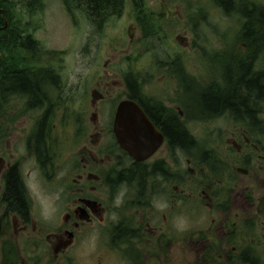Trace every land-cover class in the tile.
<instances>
[{
	"label": "flooded vegetation",
	"instance_id": "1",
	"mask_svg": "<svg viewBox=\"0 0 264 264\" xmlns=\"http://www.w3.org/2000/svg\"><path fill=\"white\" fill-rule=\"evenodd\" d=\"M209 1L218 12L231 17L224 7ZM230 1L253 4V0ZM69 3L85 15V0ZM117 4L119 8L109 21L127 18V36L133 29V37L128 36L129 49L139 38L140 43L146 41L142 22L155 23L162 39L163 27L182 17L176 9L181 6L191 32L187 31L193 33V0H120ZM87 21L93 32L101 31ZM178 35L182 43L177 42L186 49L188 34L178 33L175 38ZM173 59L160 60L156 84L151 74L130 80L123 65L109 58L95 69L96 78L87 91L89 102L85 99L74 111L76 117L80 113L87 119L88 108L83 107L88 104L91 109L90 123L84 122L90 130L89 142L77 146L75 159L80 157V162L74 160V168L80 173L71 181L64 178L53 193L62 205L54 223L40 220L24 189V205L11 195L12 172L23 188L20 160L7 156L3 148L16 120H30L23 137L27 155L45 175L48 151H59L63 140L60 120L65 116V104L50 112L44 98L31 107L28 97L12 95L6 100L17 102L15 116L0 105V264H264V133L257 123L235 119L228 112L212 118L194 116L192 96L185 88L187 75L175 71L178 66ZM173 82L177 89L170 94L167 86ZM50 86L47 91L66 100L65 87L63 94L59 93L63 85L59 83L58 93ZM125 100L137 103L163 137L158 148L142 161L123 150L113 132L117 108ZM53 111L59 120L50 126ZM79 127L76 123L75 128ZM207 127H211L213 138L202 143L195 133ZM179 133L185 135L184 143L177 142ZM195 137L198 142L193 141ZM121 192L122 202L116 206ZM156 203L166 207L159 209ZM178 220L185 221L186 227H176ZM89 237L95 238L109 258L74 257L73 252Z\"/></svg>",
	"mask_w": 264,
	"mask_h": 264
},
{
	"label": "rangeland",
	"instance_id": "2",
	"mask_svg": "<svg viewBox=\"0 0 264 264\" xmlns=\"http://www.w3.org/2000/svg\"><path fill=\"white\" fill-rule=\"evenodd\" d=\"M12 2V12L18 19L20 27L33 34L41 44L43 52H46L37 56L36 61L45 69H54L57 73L59 71L62 83L56 79L57 82L52 85L58 92L60 83L63 85L59 91L60 95L63 94L65 87V95L69 93L70 96H65L69 100L62 101L59 100L58 95V105L64 102L66 109L64 119L60 120L63 124H60L61 127L63 126V140L60 150L56 149L57 154L54 152V148L51 150L48 166H45L44 169L45 175H41L31 156L27 155L23 137L29 127V119V122L26 118L25 121L20 118L16 120L17 123L12 126L11 137H8V143L4 141L3 148L7 156L11 157L12 155L20 160L19 169L22 175L23 189L31 201L36 215H39L40 220L44 219L52 223L59 220L62 210V205L57 203L53 193L59 189L60 182L65 181L64 178L71 181L77 173H80L74 168L75 163L80 162V157L75 159L78 154L77 146L88 143L90 137V130L84 124V122L90 123L91 109L88 104L83 107L88 108L85 109L88 113L87 119L84 118V114L80 115V113L77 118L74 111L84 105L81 102H84L85 99L87 103L89 102L87 91L96 78L95 69L101 67L107 58L113 59L115 64L123 65V70L132 71L135 76L141 74L148 77L151 74L149 76L154 79L153 84L159 82L161 70L158 63L161 64L160 60L167 61L174 58L173 60L178 62L177 66L189 80L194 79L201 86H205L210 81L220 79L223 66L229 60V49L238 58L243 57L248 51L244 45L237 43L240 26L238 20L218 12L209 0H193L195 10H197L193 19L194 35L188 32L190 28L184 16L185 7L181 6L176 9L179 14L182 13V17L167 23V27L164 25L162 39L157 36L140 43L139 38L138 42L132 44L130 49L128 48L127 27L129 23L126 21L127 18L109 21L99 33H95L91 29L86 15L76 9H73L72 12L68 11L62 0H43L40 8L31 9L30 12L21 0H12ZM253 2L264 7V0H253ZM187 29L189 30L187 31ZM184 32L188 34L189 44L191 40L193 41L191 48L189 44L186 49L180 47V42L178 43L176 39L181 35L175 38L178 33ZM139 36L137 31L136 37ZM177 51L179 53L175 55ZM261 63L262 56L260 55L256 66L259 67L258 65ZM36 75L43 78L42 84L46 83L45 76H48L47 82L48 78H51L41 70L36 71ZM163 85L165 86L164 83ZM167 89L170 94H175L177 88L173 82L170 84V88L167 86ZM58 105H54L55 108ZM17 106V102L14 100L8 101L3 106V110L15 116L18 110ZM52 113L53 115L51 114L49 119L50 126L54 123L58 124L59 120L58 114L54 111ZM2 121L3 123L6 121L4 115ZM76 123L79 124L80 129L75 128ZM207 128L204 131H199L200 133H195L201 137L199 140L202 143L213 138L209 129L211 127ZM7 156L4 157L7 158ZM45 212H47V218H45ZM104 250L97 244L94 237H89L76 248L74 254L71 253L76 258H109Z\"/></svg>",
	"mask_w": 264,
	"mask_h": 264
},
{
	"label": "trees",
	"instance_id": "3",
	"mask_svg": "<svg viewBox=\"0 0 264 264\" xmlns=\"http://www.w3.org/2000/svg\"><path fill=\"white\" fill-rule=\"evenodd\" d=\"M67 1L65 6L68 11L72 12L76 7L69 3L70 0ZM119 1L85 0L87 4L82 7V10L87 18L94 22L99 30H102L104 25L109 22L110 16L115 14L119 8L117 4ZM21 2L30 12L31 9L40 8L43 0H21ZM213 2L217 6L224 7L226 15H231L238 20L240 26L237 43L244 45L248 51L243 57L238 58L229 49V60L223 66L220 79L210 81L205 86H201L194 79H186V81L188 80L185 82L186 93L191 95L193 100V114L194 116L212 118L228 112L235 119L249 120L253 122V125L257 123L259 131L263 134L264 7L254 2L248 4L245 1L235 4L230 0H213ZM12 10V0H0V95L2 96L0 105L7 104L8 100L6 99L12 95L28 97V105L31 107L41 104L40 101L44 98L47 100L51 112L55 108L54 105H58V96L54 97L55 92L51 90V93H48L50 91H47L46 87L51 88L50 84H55L56 79H60L59 74L39 69L51 77L47 82L48 76H45L46 83H41L43 78L36 75L37 66H41L36 61V57L46 52H43L41 44L33 34L20 27ZM142 26L146 40L159 37L155 23L142 22ZM260 55L262 63L257 67L256 62ZM176 63L178 62L174 61L175 65H177ZM175 71L180 72V67ZM127 72L130 80L139 79L138 75L135 76L132 71L127 70ZM178 79L180 81L182 78L178 75ZM55 91L57 92V90ZM175 138L178 143H184L186 139L185 135L181 133L176 134ZM193 141L198 142L196 137ZM50 152L51 150L48 151L49 155ZM11 176L9 191L12 196L17 198L19 204L24 205L23 188L17 174L12 172Z\"/></svg>",
	"mask_w": 264,
	"mask_h": 264
},
{
	"label": "water",
	"instance_id": "4",
	"mask_svg": "<svg viewBox=\"0 0 264 264\" xmlns=\"http://www.w3.org/2000/svg\"><path fill=\"white\" fill-rule=\"evenodd\" d=\"M128 36L133 37V29L128 30ZM177 40L181 42V37L178 36ZM113 132L119 146L136 161H142L150 156L163 138L149 122L140 106L128 100L122 101L117 108Z\"/></svg>",
	"mask_w": 264,
	"mask_h": 264
},
{
	"label": "clouds",
	"instance_id": "5",
	"mask_svg": "<svg viewBox=\"0 0 264 264\" xmlns=\"http://www.w3.org/2000/svg\"><path fill=\"white\" fill-rule=\"evenodd\" d=\"M123 195V192L120 193V195L116 198L115 200V204L116 206H119L121 204V197ZM156 207L159 208V209H163L164 207H166L165 204L163 203H156ZM45 218H47V212H45ZM175 223V226L178 227V228H183V227H186V222L183 221V220H178Z\"/></svg>",
	"mask_w": 264,
	"mask_h": 264
}]
</instances>
